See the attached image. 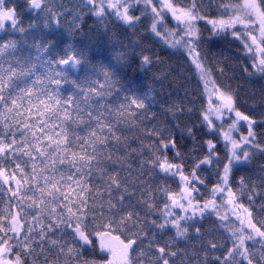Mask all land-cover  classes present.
Returning <instances> with one entry per match:
<instances>
[{
    "label": "snow or ice",
    "instance_id": "6c2138e0",
    "mask_svg": "<svg viewBox=\"0 0 264 264\" xmlns=\"http://www.w3.org/2000/svg\"><path fill=\"white\" fill-rule=\"evenodd\" d=\"M109 25L184 95L94 61ZM241 79L264 81V0H0V264H264V84Z\"/></svg>",
    "mask_w": 264,
    "mask_h": 264
},
{
    "label": "trees",
    "instance_id": "16d2710c",
    "mask_svg": "<svg viewBox=\"0 0 264 264\" xmlns=\"http://www.w3.org/2000/svg\"><path fill=\"white\" fill-rule=\"evenodd\" d=\"M65 3H69V0H64ZM78 0H70L71 4L77 3ZM27 22V17H26ZM107 23V21H105ZM88 24L91 25L92 21L89 20ZM205 37L211 40V42H205L203 48L207 50L209 57L215 56L217 59L223 60L225 56H229L233 51L232 45L229 43L216 40L209 37V33H204ZM138 38V37H137ZM132 37L129 32H125L123 28L113 27L112 25L108 26L106 34H103L99 37L97 42H94L91 47V56L94 61H99L104 64L114 65L118 71L119 75L131 86L136 88L139 91H147L148 87L151 86L161 93V97L169 98L168 93H172L171 99H179L184 95L183 89H180L179 93L173 92V89L168 86V83H164L163 89L159 83L153 82V76L156 74V69L153 68L150 71H145L143 68L139 67L138 60L133 56L132 48L130 45V40ZM223 53V55H221ZM204 54L203 52L201 53ZM164 56H168L169 53H163ZM174 66L180 64L183 66V75L189 78L190 83L188 84L189 88L195 86L194 80V68L189 71L188 64H186L183 58L177 53L175 56L171 57L169 61ZM183 82V81H181ZM233 86L237 85L236 81H232ZM241 87V96L242 98L246 93L251 94L256 92L259 94L261 84H264V81L260 83H251L241 79L239 81ZM251 102V101H249ZM155 110V109H154ZM188 147H191V141L184 142ZM260 163L259 158L252 162L250 167H256Z\"/></svg>",
    "mask_w": 264,
    "mask_h": 264
}]
</instances>
